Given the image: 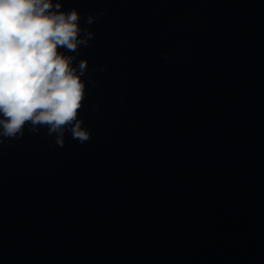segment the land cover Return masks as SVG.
I'll return each mask as SVG.
<instances>
[{
	"label": "water",
	"instance_id": "1",
	"mask_svg": "<svg viewBox=\"0 0 264 264\" xmlns=\"http://www.w3.org/2000/svg\"><path fill=\"white\" fill-rule=\"evenodd\" d=\"M59 2L90 139L0 137V264H264V0Z\"/></svg>",
	"mask_w": 264,
	"mask_h": 264
},
{
	"label": "clouds",
	"instance_id": "2",
	"mask_svg": "<svg viewBox=\"0 0 264 264\" xmlns=\"http://www.w3.org/2000/svg\"><path fill=\"white\" fill-rule=\"evenodd\" d=\"M61 7L59 0H0V137L22 136L30 123L32 131L56 133L60 146L66 129L80 143L90 139L77 118L88 62L74 66L75 56L59 49L78 55L94 34L81 28L77 10Z\"/></svg>",
	"mask_w": 264,
	"mask_h": 264
}]
</instances>
